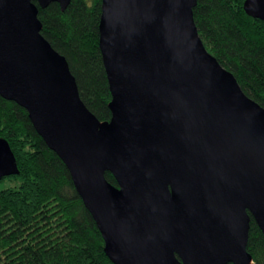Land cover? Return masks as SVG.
Listing matches in <instances>:
<instances>
[{"label": "water", "instance_id": "1", "mask_svg": "<svg viewBox=\"0 0 264 264\" xmlns=\"http://www.w3.org/2000/svg\"><path fill=\"white\" fill-rule=\"evenodd\" d=\"M52 2L63 11L69 0H0V97L63 162L108 259L255 264L246 244L250 217L264 239V108L205 49L196 0H101L107 121L40 33L38 8ZM242 7L264 22V0ZM18 172L0 137V179Z\"/></svg>", "mask_w": 264, "mask_h": 264}, {"label": "trees", "instance_id": "2", "mask_svg": "<svg viewBox=\"0 0 264 264\" xmlns=\"http://www.w3.org/2000/svg\"><path fill=\"white\" fill-rule=\"evenodd\" d=\"M244 0H196L193 20L205 49L264 108V22L247 16ZM101 0H69L38 8L41 35L67 61L78 94L99 120L111 99L98 48ZM0 137L15 157L14 185L0 188V264H113L60 158L32 127L25 109L0 97ZM105 179L116 181L109 172ZM246 251L264 264V239L250 217Z\"/></svg>", "mask_w": 264, "mask_h": 264}, {"label": "rangeland", "instance_id": "3", "mask_svg": "<svg viewBox=\"0 0 264 264\" xmlns=\"http://www.w3.org/2000/svg\"><path fill=\"white\" fill-rule=\"evenodd\" d=\"M14 185V182H10L8 179L0 181V188L8 187Z\"/></svg>", "mask_w": 264, "mask_h": 264}]
</instances>
